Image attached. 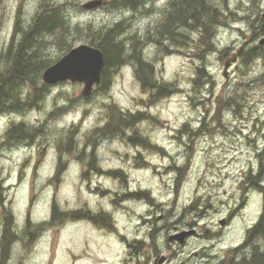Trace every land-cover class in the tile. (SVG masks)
Returning <instances> with one entry per match:
<instances>
[{"label":"rangeland","instance_id":"obj_1","mask_svg":"<svg viewBox=\"0 0 264 264\" xmlns=\"http://www.w3.org/2000/svg\"><path fill=\"white\" fill-rule=\"evenodd\" d=\"M55 1L64 4L66 17L80 29L121 24L126 50L132 37L139 40L141 58L155 78L175 83L178 90L162 100L150 99L129 59L111 72L106 91L95 87L82 98L79 83L47 85L38 106L0 116V236L3 214L9 211L19 237L5 264H134L126 246L135 240L143 247L157 245L169 257L164 264L222 261L228 249L243 242L262 208L261 194L246 179L262 165L259 181L264 183V44H259L264 35L258 29L264 25V0H213L220 22L227 25L215 29V48L203 52V58L193 49L197 32L185 33L184 47L160 40L168 52L155 42L171 0H141L135 8L108 0V6L93 10L81 8L91 0ZM39 3L0 0V51L9 42L17 11L27 26ZM85 40L81 36L72 48ZM45 53L60 56L55 44ZM246 53L253 57L247 60ZM236 55L223 76L224 63ZM199 68L203 75L195 83ZM109 105L145 117L120 136L103 134L97 129L105 124ZM20 121L41 131L31 142L10 144L3 134ZM72 127L68 142L66 131ZM132 131L146 135L157 148L129 142ZM65 143L70 152L63 149ZM89 153L93 171L86 167ZM53 202L60 211L105 213L112 229L85 218L43 225L37 235L23 236L27 221L33 229L49 220ZM182 229L193 233L177 247L168 236Z\"/></svg>","mask_w":264,"mask_h":264},{"label":"trees","instance_id":"obj_2","mask_svg":"<svg viewBox=\"0 0 264 264\" xmlns=\"http://www.w3.org/2000/svg\"><path fill=\"white\" fill-rule=\"evenodd\" d=\"M216 1L220 4H226V0ZM212 2L213 0H171L163 21L156 29L158 38L154 39L155 42L162 46L160 40H166L170 44L184 47L185 33L197 32L199 35L193 47L196 54L201 56L203 52L213 50L215 48L213 46V37L215 27L219 23V17L216 10L217 7ZM118 3L122 6L135 8L141 2L140 0H123ZM124 29L121 24H116L113 28L105 30H94L91 26L80 29L78 25H72L71 21L66 17L64 4L55 0H40L39 6L27 26L22 25L19 11H17L9 42L6 48L0 51V116L11 113H23L28 111L30 107L38 106V101L46 93L45 89L49 88L41 81L42 72L68 52L74 42L79 40L81 36L86 39L84 41L85 44L99 49L103 55L104 63L101 70V81L99 87H97L99 92L108 89L111 82V72L114 73L131 59L135 62L134 74L136 81L142 90L150 93V99L162 100L174 94L178 90L175 83L156 79L152 66L142 60L139 40L135 39V37H130L132 43H129L130 48L126 50L128 46L121 39ZM262 34L264 35V30ZM47 38H50V40L52 38V40L48 41ZM199 41L200 45L198 46ZM51 44H55L58 48L60 56L56 59L47 57L45 53V50ZM162 47L168 52L167 46ZM203 57L204 55L201 56V58ZM252 57L253 55L249 53L245 54L247 60ZM203 71V68L198 69V76L194 78L195 83L201 79ZM106 108V122L101 128H96L103 134L120 136L126 128L128 130L137 128L140 121L145 117L144 113L139 111L136 113L123 112L114 105H109ZM219 111L220 107L217 109V114ZM73 129L74 127L66 131L68 142H71ZM96 129L90 135L93 138L94 134L97 133L95 132ZM40 131L41 127L38 125H29L24 121L12 122L6 128L3 137L10 144L31 142ZM132 132V135L126 137L129 142L141 143L147 146L148 139L146 137L140 135L139 131ZM69 146L70 143H65L63 149L67 150L66 152H70ZM88 156L90 157L87 161L89 163L88 167L90 170H95L93 154H87L86 158ZM82 157L83 150L80 149L77 158L80 160ZM260 158L264 160V148L260 152ZM262 170L263 166L260 165L257 175L252 177L249 174L246 179L250 187L259 191L262 196L260 215L252 227L246 230L242 244L237 248H231L226 251L222 259L223 263L264 264V187L252 185L248 182L249 179L259 181ZM112 172L110 173H121L119 171ZM140 194L149 199L146 192ZM85 218L100 223V225L107 228L111 225L109 217L105 213H92L89 210L85 211L82 209L72 212L60 211L53 202L48 221L34 225L33 229L29 227V221H27V226L22 229L21 233L23 236L32 237L33 233L37 235L35 230L42 228L43 225L64 222L65 220H85ZM17 234L11 223L10 212L6 211L3 214L0 236V264H5L12 242L19 238ZM255 237L257 240H255ZM248 245H251L253 250H248L246 257L238 259L235 252Z\"/></svg>","mask_w":264,"mask_h":264},{"label":"water","instance_id":"obj_3","mask_svg":"<svg viewBox=\"0 0 264 264\" xmlns=\"http://www.w3.org/2000/svg\"><path fill=\"white\" fill-rule=\"evenodd\" d=\"M108 4L109 2L106 0H91L82 4L81 8L93 10L97 7L107 6ZM261 19H264V11ZM263 43L264 39L260 41V44ZM235 60L236 57H232L225 62L223 76H226L230 63L235 62ZM103 63V55L99 49L87 44H80L73 47L59 60L47 67L41 75V80L46 85H54L65 81L82 84L80 95L88 97L92 93L94 86H98L100 83ZM219 224L223 226L225 221L221 220ZM192 233L193 231H185L169 237V240H177L179 243H182L184 238Z\"/></svg>","mask_w":264,"mask_h":264},{"label":"flooded vegetation","instance_id":"obj_4","mask_svg":"<svg viewBox=\"0 0 264 264\" xmlns=\"http://www.w3.org/2000/svg\"><path fill=\"white\" fill-rule=\"evenodd\" d=\"M218 17H219V20H218L219 23L215 27L216 29L223 27L222 25H227V24H224L223 22H220L221 13H218ZM262 20H264V19H262ZM215 37H216V35H215ZM132 134H130V135H132ZM145 137L148 139V137L146 135H145ZM147 141H148L147 145L149 147L154 148V149L157 148V146L154 145V143H152V142L150 143L149 140H147ZM146 149H148V148H146ZM88 165H89V163L87 162V165H86L87 170L89 169ZM109 227H111V228H109ZM108 228L112 229V224L109 225ZM183 230L184 229H182L180 231L182 232ZM176 233L177 232H175V234ZM168 240H169V237H168ZM185 240H183L182 243H179L177 240H173L175 242H178V245L176 243L174 245H176L177 247H179V245L183 246ZM170 243H171V241H170ZM142 244H143V242L141 240L140 241L135 240V241L127 244V246H126L127 251L129 253H131L129 259H131L134 264H164L166 261H168L169 257H165V256L161 255V250L157 245H151V246L143 247ZM167 245L171 246V244H167ZM207 258L209 259V257H207ZM213 262H214V260H212L211 262H209L207 260L206 262H204L202 264H214ZM216 264H224V263L221 260H219V261H217Z\"/></svg>","mask_w":264,"mask_h":264},{"label":"bare ground","instance_id":"obj_5","mask_svg":"<svg viewBox=\"0 0 264 264\" xmlns=\"http://www.w3.org/2000/svg\"><path fill=\"white\" fill-rule=\"evenodd\" d=\"M140 2H141V0H140ZM141 4V3H140ZM139 4V5H140ZM261 28V29H260ZM258 29H260L261 30V32L260 33H262V31L264 30V25H262V27L260 26ZM258 33V32H257ZM259 33V34H260ZM248 182L250 183V184H252V185H258V186H262V187H264V183L263 182H261V181H258V180H256V179H249L248 180ZM202 219V218H201ZM177 234H179V233H176V234H174V235H177ZM172 235H169L168 237H171ZM245 238V237H244ZM255 240H257L256 239V237H255ZM258 241H259V239H258ZM255 243H256V241H255ZM242 244V243H241ZM240 244V245H241ZM252 244H254L253 242H252ZM251 244V245H252ZM240 245H238V246H236V247H234V248H237V247H239ZM251 245H248L247 247H243L242 249H239L238 251H236L235 252V254H236V256L238 257V259L240 258V259H242L243 257H246L247 255H246V253H243V255L240 257V254L243 252V251H245V250H249V251H252L253 250V247H251ZM257 246H258V244L256 245V248H257ZM255 247V246H254ZM259 248V247H258ZM260 249V248H259ZM256 250V249H255ZM255 252V251H254ZM259 252V251H258ZM253 254V253H252ZM236 257V258H237ZM237 260V259H236ZM232 262H230V264H231ZM234 264V263H233ZM237 264V263H236Z\"/></svg>","mask_w":264,"mask_h":264}]
</instances>
